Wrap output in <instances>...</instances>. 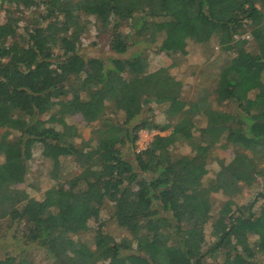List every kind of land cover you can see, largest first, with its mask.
<instances>
[{
    "label": "trees",
    "instance_id": "1",
    "mask_svg": "<svg viewBox=\"0 0 264 264\" xmlns=\"http://www.w3.org/2000/svg\"><path fill=\"white\" fill-rule=\"evenodd\" d=\"M33 5L42 7L39 20L17 40L11 8ZM0 9V221L21 225V238L50 264H264V193L255 208V196L242 211L229 202L264 166V0H0ZM81 15L103 28L111 55L76 52ZM140 31L147 44L160 38L157 50L170 57L186 40L213 39L229 55L214 88L182 99L167 68L147 71L145 54L128 51ZM150 103L162 106L165 122L149 118ZM75 113L95 122L86 139L65 120ZM196 115L202 126L192 133ZM141 129L155 133L135 149ZM34 143L53 167L54 184L39 199L14 187ZM176 143L187 155L169 153ZM215 146H229L230 159L214 157ZM58 158L77 168L63 182ZM211 159L218 168L206 184ZM211 191L225 200L210 218ZM102 203L127 236L116 241L97 225L90 249L72 235L97 219ZM24 260L5 255L0 264Z\"/></svg>",
    "mask_w": 264,
    "mask_h": 264
},
{
    "label": "rangeland",
    "instance_id": "2",
    "mask_svg": "<svg viewBox=\"0 0 264 264\" xmlns=\"http://www.w3.org/2000/svg\"><path fill=\"white\" fill-rule=\"evenodd\" d=\"M11 12L13 18L16 20L15 38L18 40L22 39V37L24 38L25 28L30 27L32 23L39 20L38 18L42 12V7L41 5L30 6L29 9H24L21 6L15 9L12 7ZM4 17V12L0 9V24L4 22ZM80 17L84 19L85 28L75 41L76 52L83 57L103 58L106 55H111L108 51V35L103 28L94 24L92 15H81ZM121 31L122 33H125L126 26L121 27ZM143 34L144 32L142 31L132 34V38L136 43L130 46L128 51L138 49L145 54L144 68L147 71H152L159 67L167 68L169 74L180 83V96L182 99L186 100L193 96L195 91L199 88L207 91H211V89L214 88V73L229 55L220 51L215 45L213 39H209L204 43H196L186 40V47L182 54H176L173 57H170L165 55L162 51L157 50L160 38H156L154 43L147 44L146 39L144 40L142 37ZM138 39H142L143 41L138 43ZM244 39L248 40V36L246 35V38ZM247 46L248 48H251V43H248ZM59 54L58 51L54 50L55 56ZM221 96L222 93L218 91L217 97ZM150 107L152 111L149 113V118L155 122H165V115L162 112V106L150 103ZM217 108L221 107L217 106ZM145 113L146 112H144V114ZM40 118L46 120L47 115L41 114ZM114 119L121 122L123 120V114L117 112L114 115ZM193 119L195 123L192 133L195 132V129L202 126V121L198 115L194 116ZM65 120L67 123L74 125L76 132L82 139L88 137L91 127L95 124V122L85 123L78 113L66 116ZM57 126L58 125L54 126L55 129L58 128ZM153 133H155L153 130H138L136 133V140L134 141L135 149L142 148ZM73 141L77 143L78 138H74ZM128 153L129 152L126 150H123V158H129L130 155H128ZM169 153L173 156L187 155L188 147L182 143H176L169 148ZM212 154L220 161L226 162L230 159L231 149L229 146H215L212 149ZM25 165V171L20 177L22 180L16 182L14 187L24 191L29 198L39 199L42 191L54 184V179L50 176L53 167H51L48 160L41 156L40 145L38 143H34L31 146L30 159ZM206 168L207 173L203 177V183L207 184L209 178L213 176L218 166L215 164L214 160L211 159L206 163ZM76 172L77 168L69 158H58V164L56 166L58 182H63ZM258 193H264V166H262L261 173L256 177L253 183L249 186H244L241 193L229 201L232 209L234 210L239 207L241 211L244 210L245 205L254 196L256 200L253 204V208H255L258 204L262 203L261 198L256 195ZM209 200V212L211 218L214 215L216 208L223 200H225V196L221 191H211L209 193ZM208 223L209 220L203 224L205 240L207 241L210 240V238L207 237L209 231ZM97 225L116 241L127 236V233H125L123 229L116 227L112 223L109 217V203H102L98 210L97 219L95 221L88 219L86 222L78 224V226L84 230L73 234L72 237L79 239V241L92 249V230H94ZM22 229L21 225L16 224V222L9 223L0 221V259L5 255H19L25 259V264H50V261L43 254L41 248L37 246V244H30L21 238L20 231ZM257 260H261V256H259ZM211 262V259L206 258L203 264H211Z\"/></svg>",
    "mask_w": 264,
    "mask_h": 264
},
{
    "label": "built area",
    "instance_id": "3",
    "mask_svg": "<svg viewBox=\"0 0 264 264\" xmlns=\"http://www.w3.org/2000/svg\"><path fill=\"white\" fill-rule=\"evenodd\" d=\"M242 38H246V36L242 37Z\"/></svg>",
    "mask_w": 264,
    "mask_h": 264
}]
</instances>
